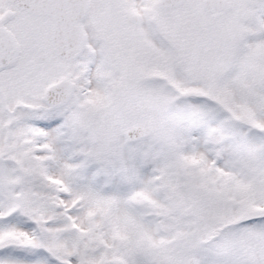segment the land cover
<instances>
[{
    "label": "snow or ice",
    "instance_id": "obj_1",
    "mask_svg": "<svg viewBox=\"0 0 264 264\" xmlns=\"http://www.w3.org/2000/svg\"><path fill=\"white\" fill-rule=\"evenodd\" d=\"M0 264H264V0H0Z\"/></svg>",
    "mask_w": 264,
    "mask_h": 264
}]
</instances>
